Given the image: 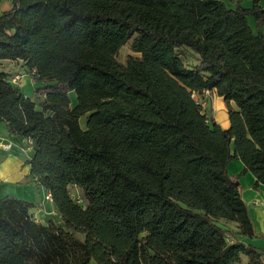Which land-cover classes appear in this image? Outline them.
<instances>
[{
    "label": "trees",
    "instance_id": "trees-1",
    "mask_svg": "<svg viewBox=\"0 0 264 264\" xmlns=\"http://www.w3.org/2000/svg\"><path fill=\"white\" fill-rule=\"evenodd\" d=\"M228 1L0 0V61L43 84L36 104L0 72V122L61 219L0 199V264H264L226 172L239 160L264 185V11Z\"/></svg>",
    "mask_w": 264,
    "mask_h": 264
},
{
    "label": "crops",
    "instance_id": "crops-1",
    "mask_svg": "<svg viewBox=\"0 0 264 264\" xmlns=\"http://www.w3.org/2000/svg\"><path fill=\"white\" fill-rule=\"evenodd\" d=\"M219 1L223 2L227 9H235V5L228 0ZM237 2L244 9H250L252 6L250 0H237ZM2 3L3 2H1L0 5ZM260 4L264 11V0H262ZM1 10L4 11V6H0V14L2 12ZM247 23L252 32L256 33L254 19L252 17H247ZM261 32L264 35V26ZM12 65L19 67L22 66V63L0 61V72H4L10 76L11 73L8 72L7 68ZM21 72H23V70L16 74ZM16 74H14V76ZM10 77H13V75ZM205 95L207 96L206 99L212 102L210 113L208 114L212 116L221 129H228L229 121L223 99L218 97L214 92ZM206 106L208 107V103ZM6 144L11 146L10 149L6 150L2 148V145ZM231 150H233V145H231ZM30 157L31 148L29 146V141L20 139L9 133L5 123L0 122V199L9 197L28 202L33 206L31 212L36 222L45 224L49 220H52L59 225L61 224V219L55 206L50 201L44 200L45 191L38 186L35 181L28 178L30 168L25 163ZM242 169L243 164L239 160H232L226 166L228 176L235 177L239 175L236 183L240 187L241 198L247 205L248 215L253 225L254 232L257 236L264 237V185L253 188L255 181L253 175L249 172L240 175ZM245 243H252L258 248L264 247V241L261 239H255Z\"/></svg>",
    "mask_w": 264,
    "mask_h": 264
},
{
    "label": "rangeland",
    "instance_id": "rangeland-1",
    "mask_svg": "<svg viewBox=\"0 0 264 264\" xmlns=\"http://www.w3.org/2000/svg\"><path fill=\"white\" fill-rule=\"evenodd\" d=\"M218 1H219V0H218ZM0 6H1V7L4 6V10H7V9L10 8V6H9V4H8L7 2H3ZM6 6H7V7H6ZM1 11H2V10H1ZM129 54H131V52H130V50H129V46H128V45H125V46H123V47L120 49V51L118 52V54H117V56H116V59L118 60V62L123 63L125 57H126L127 55H129ZM7 69H8V72H10L11 75H13V76H14V74H16L17 72L23 70V72H21V73L25 74L26 77L23 78V79L21 80V82H20V84H19L18 87L20 88V90H21V92L24 94V96L30 98L31 100H33V101L37 104L38 101H39V99L37 98L38 96L36 95L35 90H36V88H40V87H42L43 84H42V83H39V82H33V80H32V76H31L29 73H27V72L23 69L22 66L17 67V66H13V65H12V66H10V67L7 68ZM11 75H10V76H11ZM16 75H17V74H16ZM69 98H70L71 104L74 105V104L76 103V97H75L74 92H70V93H69ZM206 98H207V97H206ZM205 103H206V104L208 103V107L206 106ZM205 103H204V109H206L207 112L210 113V109H211L212 102H211V100L206 99V100H205ZM85 119H86V116H83V117L80 118V120H79V123H80V126H81L82 129H85ZM69 192H70V194H71V196H72L73 198H75V199H76L77 201H79V202H82V200H81V198H80V195H81L80 193H81V192H80V189H79V188H77V187H75V186H71V187L69 188ZM229 227H230V228H229ZM229 227H228V228H229L230 230H233V232H234L235 230H237L235 224H230ZM237 238H239V237H237ZM242 264H243V263H242Z\"/></svg>",
    "mask_w": 264,
    "mask_h": 264
},
{
    "label": "built area",
    "instance_id": "built-area-1",
    "mask_svg": "<svg viewBox=\"0 0 264 264\" xmlns=\"http://www.w3.org/2000/svg\"><path fill=\"white\" fill-rule=\"evenodd\" d=\"M26 77V75L25 74H23V73H19V74H17V75H15V76H13V77H11L10 78V83L12 84V85H16V86H19V84H20V82H21V80L23 79V78H25ZM201 105L202 106H204V103H201ZM10 145L9 144H6V145H2V148L3 149H10ZM44 200L45 201H50L51 202V196H50V194L49 193H46L45 194V196H44ZM227 241H231L229 238H227Z\"/></svg>",
    "mask_w": 264,
    "mask_h": 264
},
{
    "label": "water",
    "instance_id": "water-1",
    "mask_svg": "<svg viewBox=\"0 0 264 264\" xmlns=\"http://www.w3.org/2000/svg\"><path fill=\"white\" fill-rule=\"evenodd\" d=\"M236 185H237V183H236Z\"/></svg>",
    "mask_w": 264,
    "mask_h": 264
}]
</instances>
